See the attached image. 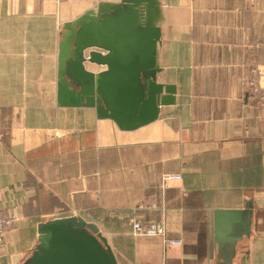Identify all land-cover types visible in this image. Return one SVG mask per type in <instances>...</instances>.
<instances>
[{"label": "crops", "instance_id": "obj_1", "mask_svg": "<svg viewBox=\"0 0 264 264\" xmlns=\"http://www.w3.org/2000/svg\"><path fill=\"white\" fill-rule=\"evenodd\" d=\"M158 1V82L175 102L125 132L56 104L63 25L120 0H0V264H22L38 226L68 217L95 225L117 264H216L213 211L247 205L232 264H264V0ZM134 221L181 246L133 236Z\"/></svg>", "mask_w": 264, "mask_h": 264}, {"label": "water", "instance_id": "obj_2", "mask_svg": "<svg viewBox=\"0 0 264 264\" xmlns=\"http://www.w3.org/2000/svg\"><path fill=\"white\" fill-rule=\"evenodd\" d=\"M161 18L158 0H120L99 3L65 23L58 44L57 106L93 109L96 119L125 132L158 120L176 93L173 85L158 82ZM252 220L250 205L213 211L216 264H232L237 244L251 236ZM37 234L22 264H117L97 227L79 217L43 222Z\"/></svg>", "mask_w": 264, "mask_h": 264}, {"label": "built area", "instance_id": "obj_3", "mask_svg": "<svg viewBox=\"0 0 264 264\" xmlns=\"http://www.w3.org/2000/svg\"><path fill=\"white\" fill-rule=\"evenodd\" d=\"M181 179L180 175H176V174H172V175H166L163 178V182L167 183L169 181H178ZM9 223L6 222L3 217L2 214L0 212V245H2L3 243V239H4V234H5V225ZM131 230H132V235L135 237H159L162 239V243L165 247L167 246H181V243L179 241H171V240H166L165 238V228L163 224H142L139 221H134L132 222L131 225Z\"/></svg>", "mask_w": 264, "mask_h": 264}, {"label": "rangeland", "instance_id": "obj_4", "mask_svg": "<svg viewBox=\"0 0 264 264\" xmlns=\"http://www.w3.org/2000/svg\"><path fill=\"white\" fill-rule=\"evenodd\" d=\"M179 248H177V251H178Z\"/></svg>", "mask_w": 264, "mask_h": 264}]
</instances>
